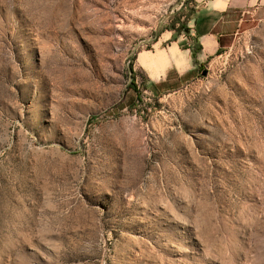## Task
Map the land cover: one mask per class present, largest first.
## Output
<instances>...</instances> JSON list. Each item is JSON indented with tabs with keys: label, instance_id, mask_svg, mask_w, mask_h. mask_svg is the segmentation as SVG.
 Instances as JSON below:
<instances>
[{
	"label": "rangeland",
	"instance_id": "374dc122",
	"mask_svg": "<svg viewBox=\"0 0 264 264\" xmlns=\"http://www.w3.org/2000/svg\"><path fill=\"white\" fill-rule=\"evenodd\" d=\"M192 3L0 0V264H264V15L137 65Z\"/></svg>",
	"mask_w": 264,
	"mask_h": 264
},
{
	"label": "crops",
	"instance_id": "0c3cea01",
	"mask_svg": "<svg viewBox=\"0 0 264 264\" xmlns=\"http://www.w3.org/2000/svg\"><path fill=\"white\" fill-rule=\"evenodd\" d=\"M192 4L194 12L185 35L172 41L174 36L169 33L159 42L162 46L169 41L168 50L160 49L156 54L142 52L137 57V65L147 71L153 83L167 78L171 72L186 76L191 72L192 61L195 65L204 64L230 48L237 27L249 11L264 15V0H193ZM190 41L201 48L196 59L191 56Z\"/></svg>",
	"mask_w": 264,
	"mask_h": 264
},
{
	"label": "trees",
	"instance_id": "16d2710c",
	"mask_svg": "<svg viewBox=\"0 0 264 264\" xmlns=\"http://www.w3.org/2000/svg\"><path fill=\"white\" fill-rule=\"evenodd\" d=\"M184 30H186L185 32H187L188 29L184 27ZM200 50H201V48L196 49L195 51L192 52V58L193 59H196L197 54L199 53Z\"/></svg>",
	"mask_w": 264,
	"mask_h": 264
},
{
	"label": "bare ground",
	"instance_id": "6f19581e",
	"mask_svg": "<svg viewBox=\"0 0 264 264\" xmlns=\"http://www.w3.org/2000/svg\"><path fill=\"white\" fill-rule=\"evenodd\" d=\"M158 63V62H157Z\"/></svg>",
	"mask_w": 264,
	"mask_h": 264
},
{
	"label": "water",
	"instance_id": "95a60500",
	"mask_svg": "<svg viewBox=\"0 0 264 264\" xmlns=\"http://www.w3.org/2000/svg\"><path fill=\"white\" fill-rule=\"evenodd\" d=\"M205 74V73H204Z\"/></svg>",
	"mask_w": 264,
	"mask_h": 264
}]
</instances>
